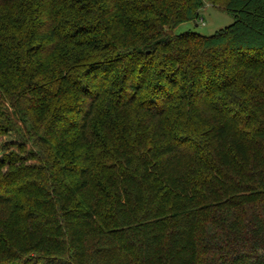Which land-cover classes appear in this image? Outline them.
I'll use <instances>...</instances> for the list:
<instances>
[{"label": "trees", "instance_id": "trees-1", "mask_svg": "<svg viewBox=\"0 0 264 264\" xmlns=\"http://www.w3.org/2000/svg\"><path fill=\"white\" fill-rule=\"evenodd\" d=\"M11 135L0 264H264V0H0Z\"/></svg>", "mask_w": 264, "mask_h": 264}, {"label": "rangeland", "instance_id": "rangeland-1", "mask_svg": "<svg viewBox=\"0 0 264 264\" xmlns=\"http://www.w3.org/2000/svg\"><path fill=\"white\" fill-rule=\"evenodd\" d=\"M232 18L222 10L215 8L207 3H203L199 11V18L195 22H187L177 26L173 33L175 35L191 32L203 37H208L216 31L229 26L232 23ZM233 110V109H232ZM7 111V110H6ZM5 113V111H4ZM9 113V112H8ZM9 116V115H7ZM99 120V119H98ZM102 119L100 118L99 121ZM22 143L14 135L0 137V159L8 154H18L17 145Z\"/></svg>", "mask_w": 264, "mask_h": 264}]
</instances>
